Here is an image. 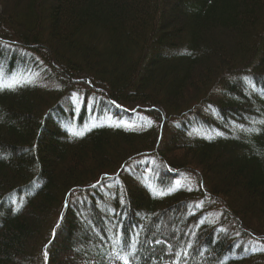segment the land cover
<instances>
[{"label": "trees", "instance_id": "1", "mask_svg": "<svg viewBox=\"0 0 264 264\" xmlns=\"http://www.w3.org/2000/svg\"><path fill=\"white\" fill-rule=\"evenodd\" d=\"M0 86V264H264V0H0Z\"/></svg>", "mask_w": 264, "mask_h": 264}, {"label": "snow or ice", "instance_id": "2", "mask_svg": "<svg viewBox=\"0 0 264 264\" xmlns=\"http://www.w3.org/2000/svg\"><path fill=\"white\" fill-rule=\"evenodd\" d=\"M245 80H247V78H245ZM13 86L14 85H8V87H13ZM0 87H2V86H0ZM254 123H256V121H254ZM258 123L264 124V121H259ZM246 131L260 132L261 129L252 128V129L246 130ZM83 134H84L83 131L73 133V135H75V136H82ZM217 135H220V133H217ZM189 190H191V189H189ZM16 210L18 211L19 208H17ZM116 243L119 244V238L117 239ZM131 248L133 249V251H131V252L125 251L123 255H121L120 251H115L114 252V258L116 260L121 261V264H131V259L133 258L134 251H135V243H133L131 245ZM261 250H264V249H261ZM45 257L47 258V253H45Z\"/></svg>", "mask_w": 264, "mask_h": 264}, {"label": "rangeland", "instance_id": "3", "mask_svg": "<svg viewBox=\"0 0 264 264\" xmlns=\"http://www.w3.org/2000/svg\"><path fill=\"white\" fill-rule=\"evenodd\" d=\"M78 100H76V102H77ZM74 102H75V100H74Z\"/></svg>", "mask_w": 264, "mask_h": 264}]
</instances>
